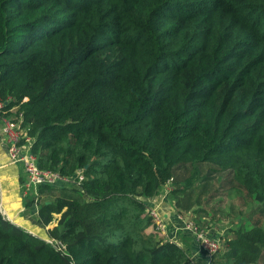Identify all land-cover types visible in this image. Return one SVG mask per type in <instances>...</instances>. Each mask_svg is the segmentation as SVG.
<instances>
[{
  "label": "trees",
  "instance_id": "16d2710c",
  "mask_svg": "<svg viewBox=\"0 0 264 264\" xmlns=\"http://www.w3.org/2000/svg\"><path fill=\"white\" fill-rule=\"evenodd\" d=\"M9 97L38 167L84 179L82 199L38 187L31 220L43 229L59 215L47 234L64 252L0 214V264H194L143 234V213L167 184L188 197L210 173L264 214V0H0ZM250 218L214 264H258L264 225Z\"/></svg>",
  "mask_w": 264,
  "mask_h": 264
},
{
  "label": "rangeland",
  "instance_id": "374dc122",
  "mask_svg": "<svg viewBox=\"0 0 264 264\" xmlns=\"http://www.w3.org/2000/svg\"><path fill=\"white\" fill-rule=\"evenodd\" d=\"M3 147L5 148V146ZM208 169L209 166L203 167L202 175L205 176ZM190 174L188 170L184 176L189 177ZM208 178L209 180L206 182L196 180L188 197L174 192L176 189L180 190L176 185L167 184L158 196L146 200V210L143 213V218H145L149 217L150 211H154L160 219V229H157V225L151 219L150 226L144 230L143 234L151 236L156 241L161 240L163 243H177L194 264H214V261L224 252V243L232 236L233 230L239 227L243 221L249 222L248 218L251 217L252 221H259L261 225H264V214L255 210L258 203H251L247 206L245 193L238 192L229 185V174L210 173ZM180 180L182 179L179 178ZM180 184L183 186L182 182ZM75 187L77 186L66 185L64 192L82 199L78 196ZM179 187L181 186L179 185ZM26 194L31 195L32 193L27 191ZM57 195H60L58 190L52 193L48 192L42 196V200H52ZM187 203L192 207L189 210H184L181 206L187 205ZM250 213L254 215L250 216ZM56 216L59 215H54V220L48 226L49 228L57 223L58 217ZM178 217L185 221L194 220L193 222L209 238L218 242L219 252L210 254L204 250L194 237L183 229ZM250 224L251 222L247 223V227ZM50 240L54 239L48 237L45 241ZM258 264H264V253Z\"/></svg>",
  "mask_w": 264,
  "mask_h": 264
},
{
  "label": "built area",
  "instance_id": "2783aa9c",
  "mask_svg": "<svg viewBox=\"0 0 264 264\" xmlns=\"http://www.w3.org/2000/svg\"><path fill=\"white\" fill-rule=\"evenodd\" d=\"M12 99L9 97L4 102L0 99V141L5 146L6 155L12 164L20 165L25 179L26 191L32 193L33 199L38 200V187L44 185H65L79 186L83 182L81 171H77L74 177H63L58 172L40 169L37 165V158L31 151L33 139L27 134V127L23 126V114L17 112L18 107L13 106L7 111L4 107ZM149 217L160 229V219L154 211H150ZM180 219V217H178ZM183 229L187 231L199 245L210 254L219 252L217 241L209 238L193 221L180 219ZM58 252H64L65 246L59 241H48Z\"/></svg>",
  "mask_w": 264,
  "mask_h": 264
},
{
  "label": "crops",
  "instance_id": "0c3cea01",
  "mask_svg": "<svg viewBox=\"0 0 264 264\" xmlns=\"http://www.w3.org/2000/svg\"><path fill=\"white\" fill-rule=\"evenodd\" d=\"M0 141V214L2 217L17 228L24 230L32 236L42 240L48 239V230L52 228H40L36 226L31 217L38 213L37 201L34 199V208L25 215L23 199L21 193L20 176H24L20 165L12 164L8 160L6 150ZM26 189L24 195L26 194ZM58 217V216H56ZM52 224V223H51Z\"/></svg>",
  "mask_w": 264,
  "mask_h": 264
}]
</instances>
